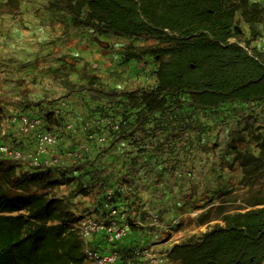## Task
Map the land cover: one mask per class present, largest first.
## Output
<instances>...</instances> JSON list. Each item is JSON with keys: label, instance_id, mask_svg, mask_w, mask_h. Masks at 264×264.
Masks as SVG:
<instances>
[{"label": "trees", "instance_id": "obj_1", "mask_svg": "<svg viewBox=\"0 0 264 264\" xmlns=\"http://www.w3.org/2000/svg\"><path fill=\"white\" fill-rule=\"evenodd\" d=\"M56 3L70 14L75 27L163 45L151 51L159 64L155 86L126 92V101L119 104L124 125L130 126L129 120L134 118L136 128L141 129L156 115L175 109H181V122L185 123L189 112L215 111L231 103L264 102V53L252 47L257 25L264 18V8L257 2ZM238 13L253 36L244 46L231 41L235 38ZM124 130L122 126L118 133L124 136ZM112 141L97 147L94 161L80 160L69 168V173L84 172L82 176L94 180L96 172L104 171L114 160L110 157ZM237 159L241 160L244 180L261 162L260 157L243 153ZM24 166L21 161L0 157V264H84L82 241L75 228L78 218L64 215L55 199L41 193L72 179L59 177L54 169ZM80 192L84 197L90 195L88 188ZM221 221L200 236L192 235L172 245L170 258L179 264H264V201L244 211L227 212Z\"/></svg>", "mask_w": 264, "mask_h": 264}, {"label": "rangeland", "instance_id": "obj_2", "mask_svg": "<svg viewBox=\"0 0 264 264\" xmlns=\"http://www.w3.org/2000/svg\"><path fill=\"white\" fill-rule=\"evenodd\" d=\"M252 38L249 26L242 22L241 14L238 13L235 38L231 41L239 42L244 46L246 41ZM133 41L134 45H126L125 49L117 55V58H113L112 62L116 66L115 69H117L114 73L111 72L112 70H107L105 73L108 74L105 75L100 72L96 64L86 68L85 72V67L81 68L76 64H68L67 67L57 71L56 81L65 85L63 93H37L32 97L28 91L23 93L13 90L10 93H0V133L3 125H7L8 120L10 121L15 114L40 115L47 125L55 126V132L59 137L57 149L60 154L75 149L81 142H87L90 144L91 153L84 156L82 160L91 159L94 161L98 153L96 149L101 144L89 142L86 137L87 131L82 128V125L89 123L92 131L105 136L108 141L111 135H115V133V136H122L123 134L118 133L121 130L113 132L103 126L102 121L112 119L125 127L124 135H126L129 125H124L122 111H119L123 109L119 107V104L121 101H126L124 97L126 92L141 89V87L126 85L128 82L125 79L126 74L129 70L143 69L147 73L148 80L142 88H151L156 84L154 81L155 71L158 69L159 64L151 51L163 47V45L146 39ZM140 43L145 44L142 46ZM252 47L264 53V18L257 25V36L252 40ZM129 54L138 55V57L130 58ZM118 70L121 72H118ZM100 74L103 76L100 77ZM25 82L26 79L20 80V84ZM115 85L121 88H113ZM61 101H65L67 106L60 115L56 116L54 110ZM242 113L243 116L241 115L240 118L243 117L241 120L246 122L247 127L245 130H233L236 135V141L232 144L234 159L238 161L242 174L240 180L233 184L234 188L231 190L228 188L211 190L204 187L200 191H162L153 189L141 190L131 194H128V190L123 195L122 200L119 201V205L124 209L126 217L130 221H136L139 218L142 222H145L157 212L162 217H168V221H173L175 218L178 220V224L173 228L174 233L159 227L147 228L144 234L135 227L131 238H147L165 243L176 237L174 239H179V242L166 245V247L171 248L172 245L180 243L192 235L200 236L216 223H222L221 218L225 213L233 209L244 211L251 208L256 202L264 201V102L231 103L220 107L216 112L212 111L211 118L213 119L211 123L209 124V120L204 118L205 120L202 123L205 124V127L199 129L200 134L198 137L193 136L190 141L189 138L182 137V139L175 141L172 146H169V150H176L178 143L181 144L182 151L211 149L213 144L211 147L208 146L207 137H209L208 135L211 133L213 125H215L214 120L225 122L232 114ZM48 114L51 115L50 118L47 117ZM70 123L74 125L73 130L66 129V126ZM137 130L139 129L134 126V131ZM207 132L210 133L207 134ZM205 133L207 136L203 138ZM10 134L12 135L9 140L11 144L27 150L31 142L30 137L21 135L14 126L10 129ZM180 136L177 135V137ZM237 142L245 144V150H238ZM239 153L254 155L261 159L259 168L246 180H244L241 160L237 159ZM73 164H76L73 160L63 157L61 169L55 171L59 177L72 179L71 182L61 186H52L41 192L46 193L49 198L55 199L62 213L69 217L72 215V217H80L97 207V195L94 189L97 179L111 185H117L125 181L124 174H112L109 171L104 175H98L96 172L94 180H90V177L82 176L84 172L69 173V168ZM86 184L90 187L88 189L90 192L88 199H85L80 192ZM226 201L238 204L222 205ZM212 204L214 206H210ZM196 210L201 212L198 216L192 217L191 214ZM20 213L24 214L25 211H20ZM180 231L183 233L178 235L177 233Z\"/></svg>", "mask_w": 264, "mask_h": 264}, {"label": "crops", "instance_id": "obj_3", "mask_svg": "<svg viewBox=\"0 0 264 264\" xmlns=\"http://www.w3.org/2000/svg\"><path fill=\"white\" fill-rule=\"evenodd\" d=\"M56 1L0 0V93L28 91L31 97L37 93H63L65 85L56 81L57 71L68 64H76L85 67V72L86 68L96 64L105 75L108 74L105 73L107 70L114 73L117 69L112 62L113 58H117L126 45H134L133 40L99 35L90 28L73 26L70 14ZM248 1L257 2L264 8V0ZM144 44L140 43L142 46ZM126 75L128 86L142 88L148 80L143 69L129 70ZM21 79H26V82L20 84ZM113 88L121 87L115 85ZM211 112H189V117L183 123L181 109H175L161 116L156 115L152 122L137 131H134V118L130 119L126 135L113 134L108 140L113 139L110 157L114 160L104 171H97V174L104 175L108 171L124 174L123 182L129 187L128 194L153 189H233V184L242 177L239 163L234 159L232 144L236 141V135L233 130H245L247 127L246 122L241 120L243 117L240 118L243 113L232 114L225 122L214 120L211 133L207 132L210 133L207 137L208 146L213 144L211 149L182 151L178 143L176 150H169V146L182 137L189 138V141L193 136L198 137L199 129L205 127L203 120L208 119L211 123ZM205 136L206 133L203 138ZM236 144L238 150H245V144ZM231 204L238 203L226 201L222 205ZM235 211L242 210L233 209L230 212ZM137 220L141 221L139 218ZM148 221L141 222L146 224ZM161 221V228L168 230L172 221H168L166 216ZM147 228L139 227L138 231L145 234ZM169 230L174 233L173 229ZM182 233L180 231L177 234ZM174 238L165 242V245L179 242V239Z\"/></svg>", "mask_w": 264, "mask_h": 264}, {"label": "built area", "instance_id": "obj_4", "mask_svg": "<svg viewBox=\"0 0 264 264\" xmlns=\"http://www.w3.org/2000/svg\"><path fill=\"white\" fill-rule=\"evenodd\" d=\"M67 106L65 101H61L54 110V115L58 116ZM7 125H3L0 133V155L1 157L14 161H21L24 168L39 167L42 169L60 170L63 157L73 160L75 163L91 153L90 144L79 143L75 149L60 154L59 137L53 125H47L40 115H28L27 113L15 114L8 120ZM104 127L113 132L121 130L122 125L112 119L102 121ZM16 127L18 132L30 137L31 142L27 150L20 146H15L9 141L11 138L10 129ZM74 125L68 124L67 130H73ZM82 128L87 131L86 137L89 142L105 144L107 138L92 131L90 124L85 123ZM8 139L7 141H5ZM85 188H90L85 185ZM97 195V207L78 218L75 225L76 231L82 241V252L84 264H179L169 256L170 248L165 243L147 238H136L131 241L133 227L138 228H159L162 226V215L157 212L151 215L149 221L143 224L141 221H130L126 217L124 209L119 205L120 199L129 190L126 182L111 185L97 179L94 185ZM89 196L85 197L88 199ZM194 212L192 217L198 216ZM178 224L175 219L167 227L173 229ZM172 227V228H171ZM170 231V230H169ZM173 233V231H170Z\"/></svg>", "mask_w": 264, "mask_h": 264}]
</instances>
